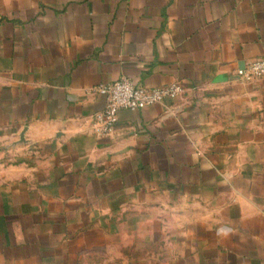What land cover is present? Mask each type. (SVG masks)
<instances>
[{"label": "crops", "instance_id": "0c3cea01", "mask_svg": "<svg viewBox=\"0 0 264 264\" xmlns=\"http://www.w3.org/2000/svg\"><path fill=\"white\" fill-rule=\"evenodd\" d=\"M264 0H0V264H264ZM172 83L95 133L103 85Z\"/></svg>", "mask_w": 264, "mask_h": 264}, {"label": "built area", "instance_id": "2783aa9c", "mask_svg": "<svg viewBox=\"0 0 264 264\" xmlns=\"http://www.w3.org/2000/svg\"><path fill=\"white\" fill-rule=\"evenodd\" d=\"M236 76L242 83L264 78V58L250 61L236 71ZM98 92L104 96L105 102L103 110L93 117L94 129L97 135L104 136L113 131L120 111L134 112L166 100H173L182 93V88L172 83L164 87L145 89L127 78H121L114 83L100 86Z\"/></svg>", "mask_w": 264, "mask_h": 264}]
</instances>
